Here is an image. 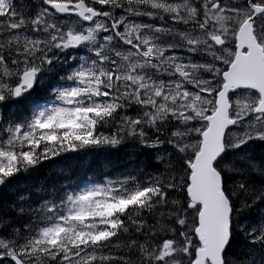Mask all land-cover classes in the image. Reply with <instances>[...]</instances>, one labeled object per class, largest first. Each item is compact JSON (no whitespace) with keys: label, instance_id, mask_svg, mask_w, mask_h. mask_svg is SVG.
I'll use <instances>...</instances> for the list:
<instances>
[{"label":"snow or ice","instance_id":"1","mask_svg":"<svg viewBox=\"0 0 264 264\" xmlns=\"http://www.w3.org/2000/svg\"><path fill=\"white\" fill-rule=\"evenodd\" d=\"M0 264H264V0H0Z\"/></svg>","mask_w":264,"mask_h":264},{"label":"trees","instance_id":"2","mask_svg":"<svg viewBox=\"0 0 264 264\" xmlns=\"http://www.w3.org/2000/svg\"><path fill=\"white\" fill-rule=\"evenodd\" d=\"M94 156L89 154H81L74 158V163L77 165L75 168L76 173L81 172L83 169H87L88 173L91 174L94 170L107 169L109 165L114 164L115 167L112 169L115 171L118 168H123L128 166L127 161L118 154L105 153L103 157H100L97 164L93 163ZM47 165L45 169L41 170V174L47 170Z\"/></svg>","mask_w":264,"mask_h":264},{"label":"bare ground","instance_id":"3","mask_svg":"<svg viewBox=\"0 0 264 264\" xmlns=\"http://www.w3.org/2000/svg\"><path fill=\"white\" fill-rule=\"evenodd\" d=\"M122 167H124V166H122Z\"/></svg>","mask_w":264,"mask_h":264}]
</instances>
